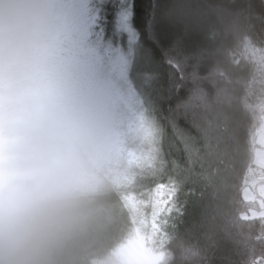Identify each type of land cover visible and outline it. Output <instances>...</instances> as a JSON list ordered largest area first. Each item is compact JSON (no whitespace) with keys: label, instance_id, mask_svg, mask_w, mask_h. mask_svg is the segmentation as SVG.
Wrapping results in <instances>:
<instances>
[{"label":"trees","instance_id":"trees-1","mask_svg":"<svg viewBox=\"0 0 264 264\" xmlns=\"http://www.w3.org/2000/svg\"><path fill=\"white\" fill-rule=\"evenodd\" d=\"M151 39L131 42L129 80L155 123L157 149L141 189L102 199L111 223L96 257L110 264L143 225L159 264H264V198L259 205L243 196L247 187L256 192L264 170L254 163L264 117V0H161ZM140 194L150 199L134 205Z\"/></svg>","mask_w":264,"mask_h":264},{"label":"rangeland","instance_id":"rangeland-1","mask_svg":"<svg viewBox=\"0 0 264 264\" xmlns=\"http://www.w3.org/2000/svg\"><path fill=\"white\" fill-rule=\"evenodd\" d=\"M53 4L57 5L55 12L51 9ZM97 7L95 0H40L39 31L47 37L44 48H54L62 52V57L49 81L22 90L25 114L6 128L5 140L0 143V170L10 163L19 140L14 130L25 129L41 116L55 113L74 125L87 164L103 189L102 199L111 192L129 198L137 187L142 188L146 178L143 169L151 164L152 149H157L155 123L149 121L150 115L144 112L148 108H143L129 80V36L126 32L115 36L102 33L93 22ZM69 32L82 41L71 54L62 47L73 42ZM44 48L37 51L46 57L48 50ZM63 74H75L79 84L61 81ZM60 91L66 92L62 95L67 97L59 95ZM255 142L258 145L254 147V163L264 169V117ZM261 177L256 192L248 187L243 190L245 198L257 199L259 205L264 198V170ZM255 182L249 180V185ZM145 198L148 196L140 194L132 203L138 205ZM259 213L264 215V209ZM106 221L107 225L111 223L107 218ZM142 227L136 226L134 233L118 245L114 257L121 264H129L126 246L135 238L137 229L148 237L140 264H151L160 258L161 252L153 251L156 238L149 234L151 229L146 232Z\"/></svg>","mask_w":264,"mask_h":264},{"label":"clouds","instance_id":"clouds-1","mask_svg":"<svg viewBox=\"0 0 264 264\" xmlns=\"http://www.w3.org/2000/svg\"><path fill=\"white\" fill-rule=\"evenodd\" d=\"M39 4L0 0V67L31 55ZM102 196L74 125L55 113L36 119L0 176V264H100L95 247L107 228Z\"/></svg>","mask_w":264,"mask_h":264},{"label":"flooded vegetation","instance_id":"flooded-vegetation-1","mask_svg":"<svg viewBox=\"0 0 264 264\" xmlns=\"http://www.w3.org/2000/svg\"><path fill=\"white\" fill-rule=\"evenodd\" d=\"M54 1L55 3L57 2V0ZM51 9L55 12L57 5H51ZM39 30L34 49L27 60L21 64L10 66L8 68L2 67L0 70V72L2 71L0 73V85L2 84L0 86L2 87V90H0V143H3L5 140L4 134L7 126L10 125V122L21 118L25 114V110L22 108V90L49 81L62 57V54H60L62 52H59L54 48L52 49L51 47L44 48V43L47 40V37ZM69 34L71 35L70 39H73V42H67L68 44H63L62 47H65L66 51L68 50V53L71 54L72 49H76L82 41L75 37L73 32H69ZM39 48H41L42 51L43 48L48 50L46 57H43L41 53L37 51ZM61 76L63 78L61 81L65 80L73 84H79V79L75 74H70L69 76L63 74ZM61 81H59V83ZM65 93L66 92L60 91L59 95L64 96L62 94ZM66 97L67 96H64V98ZM23 130V128L18 127L14 130V134L19 135L20 138ZM12 157L13 154L10 157V162ZM3 172L4 169L0 170V176L3 175Z\"/></svg>","mask_w":264,"mask_h":264},{"label":"snow or ice","instance_id":"snow-or-ice-1","mask_svg":"<svg viewBox=\"0 0 264 264\" xmlns=\"http://www.w3.org/2000/svg\"><path fill=\"white\" fill-rule=\"evenodd\" d=\"M95 2L98 7L93 22L102 33L115 36L126 32L130 43L134 41L140 44L145 37L152 42L161 0H157L155 4H149L148 8L145 7V0H95ZM180 215H183V210ZM153 223L155 224V221ZM147 243L148 237L137 229L135 238L126 246L129 264H140V257Z\"/></svg>","mask_w":264,"mask_h":264}]
</instances>
